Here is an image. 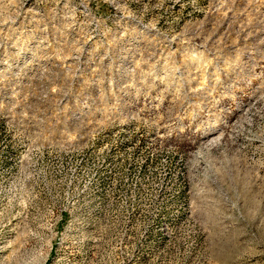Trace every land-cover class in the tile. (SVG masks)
Masks as SVG:
<instances>
[{
    "label": "rangeland",
    "instance_id": "obj_1",
    "mask_svg": "<svg viewBox=\"0 0 264 264\" xmlns=\"http://www.w3.org/2000/svg\"><path fill=\"white\" fill-rule=\"evenodd\" d=\"M0 264H264V0H0Z\"/></svg>",
    "mask_w": 264,
    "mask_h": 264
}]
</instances>
